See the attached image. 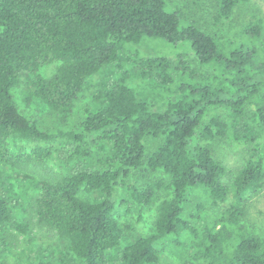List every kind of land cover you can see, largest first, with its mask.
<instances>
[{"label": "trees", "instance_id": "1", "mask_svg": "<svg viewBox=\"0 0 264 264\" xmlns=\"http://www.w3.org/2000/svg\"><path fill=\"white\" fill-rule=\"evenodd\" d=\"M249 1L213 0L214 30L187 21L170 0H0V182L6 168L27 179L26 167L54 153L69 166L38 178L33 208L35 224L56 231L71 261L37 264H164L163 252L183 264H264V236L245 224L250 198L264 187V17L245 24L241 38L223 34ZM147 38L187 43L198 65L183 54L172 62L128 49ZM52 63L54 74L44 77ZM107 65L119 77L93 95L96 108L63 127L87 80ZM23 74L31 76L24 103L46 105L57 129L20 111ZM130 77L146 81L141 91L126 84ZM148 98L163 107L151 109ZM16 138L66 143L25 151L12 147ZM219 140L249 151L235 174L216 153ZM136 173L147 181L137 184ZM121 189L140 208L156 207L153 230L128 244L115 216ZM95 191L96 201L82 195ZM13 208L0 191V254L10 251L9 226L26 237L32 229Z\"/></svg>", "mask_w": 264, "mask_h": 264}, {"label": "rangeland", "instance_id": "2", "mask_svg": "<svg viewBox=\"0 0 264 264\" xmlns=\"http://www.w3.org/2000/svg\"><path fill=\"white\" fill-rule=\"evenodd\" d=\"M170 2L172 6L184 12L187 21L195 22L202 28L218 30L219 27L214 25L213 13L215 11L213 0H204L200 3H195L193 0H170ZM255 16L264 17V0H250L238 7L225 26L223 31L224 38H241V29L250 20L254 19ZM128 49L139 51L140 56L143 57L166 56L172 62H176L179 55L183 54L184 58L192 66L198 65L194 52L184 42L171 43L160 38H147L143 43L128 46ZM56 67L57 63L44 65L41 73L44 77H51ZM200 67L206 71H212L213 69L212 65H202ZM118 77L119 73L114 65H107L98 74L90 77L85 84L80 98L76 102L73 113H71L68 122L63 127L73 128L81 118L83 109L86 106L96 108L98 103L94 101L93 95L98 90L106 88L110 79ZM30 78L29 74H23L21 76L22 84L15 90V98L20 111L27 116L37 118L42 128L57 129L58 124L53 121L54 116L49 114L46 105L37 99L31 102L30 105L24 103L21 90L26 86ZM145 83V80L137 77H130L126 82L135 91H141ZM147 102L150 108L154 110L161 109L164 105L163 102L155 101L152 98H148ZM217 110L226 114L224 109L217 108ZM65 143V140L60 138L51 142L26 141L16 138L12 143V147L30 151L37 146L53 145L55 147H62ZM213 143L218 157L234 174L245 164L249 157L247 148L241 146L235 147L228 142L220 140ZM17 171L20 170L5 169L4 179L0 182V191L11 196L15 216L21 221L31 222L32 229L29 237H26L18 233L12 226H9L7 233L10 237V251L6 254H0V259L5 260V264H37L39 259L53 256L59 261L69 263L71 261V252L68 250V244L57 236L56 231L35 224L37 218L35 209L33 208L34 198L39 191L35 186L38 178L41 175L52 178L66 174L69 171V166L58 158L57 153H54L46 159L43 165L34 164L33 166L30 165L29 168L26 167L25 173L28 174L29 172L30 174L27 179L16 178L14 173ZM142 175V173H136L133 178L139 185L148 179H143ZM152 176L149 175L148 177ZM225 181L229 182V178H226ZM82 195L90 201H96L101 197L99 191L90 194L84 193ZM155 213V206L140 208L128 192L124 189L119 190L115 216H117L123 226L126 244L153 230ZM245 224L251 233L264 236V187L250 198ZM161 256L164 264H183L182 260L171 253L163 252Z\"/></svg>", "mask_w": 264, "mask_h": 264}]
</instances>
